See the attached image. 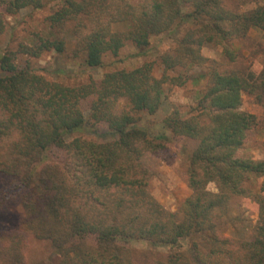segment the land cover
<instances>
[{
  "label": "trees",
  "instance_id": "obj_1",
  "mask_svg": "<svg viewBox=\"0 0 264 264\" xmlns=\"http://www.w3.org/2000/svg\"><path fill=\"white\" fill-rule=\"evenodd\" d=\"M0 1L9 14L44 5L43 0ZM82 1L64 0L49 21L52 28L84 14L86 21L75 31L84 62L90 67L101 66L104 56L117 54L127 40L146 50L152 36L164 32L171 36L178 27L189 24L177 41L181 48L161 56L167 71L188 68L201 61L199 51L206 42L242 36L249 25L264 27V5L240 16L227 9L224 0ZM3 16L0 12V31ZM114 22H127L130 28L114 32ZM65 45L64 38L54 35L39 45V54L45 49L63 52ZM17 57L16 51H6L0 59V135H6L13 124L26 138L25 143L14 146L11 159L2 162L1 168L33 189L23 195L20 228L62 246L66 252L61 253L59 264H132L120 240H145L174 249L197 233L207 235L192 242L198 264H264V161L236 156L247 132L257 123L254 114L241 110V93L262 99L264 73L218 76L217 85L209 88L195 117H183L175 110L163 120L165 130L152 134L140 125L139 114L158 110L165 82L185 85L187 78L182 73L159 79L152 63L147 62L107 72L99 85L76 88L47 80L29 62L20 67ZM90 94L96 96L91 118L105 122L118 137L99 151L85 139H66L85 128L80 101ZM119 99L126 101V108L117 113ZM201 116L208 118L207 125H202ZM168 135L199 143L187 167V183L193 192L177 214L153 197L148 187L151 176L141 162L146 152L164 148ZM52 146L66 150V167L61 171L51 164L42 172L46 178L37 177L33 164ZM254 178H262L258 192L247 185ZM210 182L217 185L218 192L207 189ZM234 195L248 197L258 205V221L248 239L225 237L216 225ZM93 237L94 245L84 242ZM3 261L4 257L0 263ZM157 264L192 263L177 251Z\"/></svg>",
  "mask_w": 264,
  "mask_h": 264
},
{
  "label": "rangeland",
  "instance_id": "obj_2",
  "mask_svg": "<svg viewBox=\"0 0 264 264\" xmlns=\"http://www.w3.org/2000/svg\"><path fill=\"white\" fill-rule=\"evenodd\" d=\"M127 1L136 4L139 0ZM43 2L41 8L27 6L9 14L0 1V12L4 14L3 29L0 31V59L3 52L16 51L17 64L20 67H25L29 62L30 66L47 80L76 88L91 83L99 85L107 72L133 69L147 62L152 63L153 73L159 79H163L165 75L172 77L182 73L187 78L185 85L176 86L165 82L158 110L151 115L145 112L139 114L140 125L152 134L165 130L163 120L175 110L183 117H195L199 113L201 103L206 101L205 96L209 88L216 84L215 78L218 76L264 73V27L253 25H249L247 32L242 36L227 38L225 41L218 38L216 41L206 42L199 51L201 61L188 68L167 71L161 62V56L173 53L177 46L181 48L180 41L178 45L177 41L189 30V24L178 27L171 36L165 32L152 36L150 46L146 50L139 49L135 43L127 40L117 54L105 55L101 66L90 67L84 62L82 43H79V35L75 31L80 22L86 21L83 19L84 14L61 25H52L51 28L49 16L63 5L64 0ZM224 4L227 9L241 16L248 15L264 5V0H224ZM129 28L127 22H114L111 26L112 31L122 33ZM54 35L65 39V50L58 52L45 49L39 54V45ZM241 97V110L254 114L257 123L247 132L243 145L236 151V156L264 161V97L258 99L246 91L241 93ZM95 98L96 96L90 94L81 99L80 107L87 121L85 128L68 135L66 139L69 142L75 138L85 139L96 144L99 151L100 146L118 137L109 131L105 122L98 123L91 118ZM125 108L126 101L119 99L116 104L117 113ZM201 119L202 125L208 124L207 117L201 116ZM168 136L169 140L164 148L156 153L146 152L141 157V162L151 176L148 187L153 197L167 211L177 214L181 203L193 192L187 183V167L189 157L199 143L193 138ZM25 138V133L15 129L13 124H9L6 135H0V261L4 257L0 264H59L61 253L66 252L62 246L58 247L51 238H40L20 228L19 222L24 214L23 195L31 193L33 189L24 187L16 177L1 168L2 162L11 159L14 146L17 143H25ZM66 159L65 149L52 146L34 162V174L46 178L47 174L42 172L51 164H56L63 171ZM48 175L50 176V172ZM261 181L262 178H254L247 185L253 192H258ZM207 189L218 192L214 182H210ZM258 217V205L254 200L234 195L229 199L226 213L216 225L225 237L248 239ZM203 236L207 235L194 234L174 249L164 245L156 246L145 240L123 239L118 243L127 250L132 264H157L165 261L170 252L177 251L187 255L192 264H198L191 249L192 242L202 240ZM83 241L82 246L84 242L89 246L96 243L94 237ZM71 246V243L66 245L67 248ZM70 255L73 256L74 252L71 251Z\"/></svg>",
  "mask_w": 264,
  "mask_h": 264
}]
</instances>
